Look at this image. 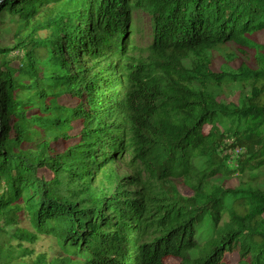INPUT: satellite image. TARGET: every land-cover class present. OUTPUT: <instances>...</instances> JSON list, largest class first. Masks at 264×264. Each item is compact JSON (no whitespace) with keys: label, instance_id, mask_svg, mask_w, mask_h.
<instances>
[{"label":"trees","instance_id":"16d2710c","mask_svg":"<svg viewBox=\"0 0 264 264\" xmlns=\"http://www.w3.org/2000/svg\"><path fill=\"white\" fill-rule=\"evenodd\" d=\"M262 34L264 0H0V264H264V185H211L264 177Z\"/></svg>","mask_w":264,"mask_h":264},{"label":"rangeland","instance_id":"374dc122","mask_svg":"<svg viewBox=\"0 0 264 264\" xmlns=\"http://www.w3.org/2000/svg\"><path fill=\"white\" fill-rule=\"evenodd\" d=\"M144 23L145 26L148 28V21L145 20ZM254 40L264 47V34L255 37ZM145 42L147 45L149 43V40H145ZM262 51L264 52V48L262 49ZM234 52H235L234 47H230V46L224 47L222 49V53L216 55L213 71L219 73L224 70V72L227 73L237 74L240 68V64L242 62H248L251 59L250 56L253 55V52H251L250 55L247 56L237 55L236 60L233 61L231 57ZM191 63L192 60H188L186 61L185 64L188 67H191ZM249 94H250L249 85L225 84L222 86V88L220 89L217 95H219L218 100L222 103L239 104L246 97H248ZM226 128H228V125H225V129ZM232 142L233 140L227 137L226 144L230 145ZM242 152L243 151H240L239 149H226V150L222 149L221 155L222 158L225 159V164L227 168L235 172L234 173L229 172L226 175L215 178L214 180H212L211 185L220 186L221 188L224 189H235L241 186H248V185H256V186H258L259 184L264 185V177L253 179V176L259 174V172H253L247 170L241 173L238 171L237 168L238 160L241 158L243 154ZM117 168L122 174H127L130 175L131 177H134L132 171L128 168L126 164H118ZM179 187L181 193L185 196H192L194 194L192 190L186 187L185 185L183 186L179 184ZM24 226L26 227L29 226L26 219ZM25 250L31 252V254L26 255L25 259H32V260H35L42 255H44L46 258L50 260L64 254L63 250L60 248L56 239L52 237H44L43 239H40L38 242H36L33 245H25Z\"/></svg>","mask_w":264,"mask_h":264}]
</instances>
